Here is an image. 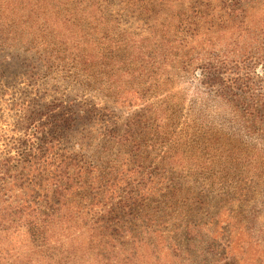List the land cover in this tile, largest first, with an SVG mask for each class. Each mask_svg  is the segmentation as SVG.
Returning a JSON list of instances; mask_svg holds the SVG:
<instances>
[{
  "label": "trees",
  "instance_id": "obj_1",
  "mask_svg": "<svg viewBox=\"0 0 264 264\" xmlns=\"http://www.w3.org/2000/svg\"><path fill=\"white\" fill-rule=\"evenodd\" d=\"M180 1L0 0V264H229L233 244L259 261L257 197L241 212L254 234L239 226L220 249L221 208L250 172L255 131L237 119L236 73L208 77L231 91L226 132L206 126L202 83L172 84L176 62L204 56L183 51L198 29L181 33ZM253 1L198 0L190 11L214 45L232 16L215 20L213 3L231 12Z\"/></svg>",
  "mask_w": 264,
  "mask_h": 264
},
{
  "label": "rangeland",
  "instance_id": "obj_2",
  "mask_svg": "<svg viewBox=\"0 0 264 264\" xmlns=\"http://www.w3.org/2000/svg\"><path fill=\"white\" fill-rule=\"evenodd\" d=\"M197 1L181 0L177 3V9H183L182 12H186L184 18L186 26L180 30L184 36L189 34V30L194 31L198 29L193 38L185 37V42H188L189 45L187 44L188 46L184 47L183 51L189 49V56H196L200 52L204 53V56L203 59L197 60L190 68L188 64L182 65V62H176L174 68L176 71H173L176 74V78L172 84L181 91H188L192 86L197 87L202 83L204 94L200 96V99L204 101L203 106L205 114L208 117L206 126L208 127L212 124L220 132H226L227 126L230 124L228 118H233V116H229L230 111L234 110L228 107L224 99L229 98L231 91L228 88L224 90L222 85L217 87L219 88L217 91L216 87L208 84V77L210 76V72L214 70H217L220 76L226 78H229L228 75L232 74L234 76V73H236L237 77H234L235 82L229 79L227 83L229 86L231 85L230 88L235 94L234 98L240 103V107H242L241 109L238 108L237 119L238 116L241 118L240 126L242 129L246 125L249 129L252 130L253 128L255 131L248 138L252 147L251 150L254 145H257V155L250 166V172L240 176L242 181H236L232 184L234 186V188H231V191L234 193L233 200L227 203L229 205L222 206L221 208V213H223L221 222L227 221L229 223L225 225L228 236L222 240L220 246V249L224 250L228 244H232L233 238L231 239L230 235H234L239 226H242L241 230L250 234V236L254 234V230H245L243 228V225L251 221L246 214L241 213L242 207L251 208L254 206L253 198L255 197L261 201V205H264V95L255 91L256 85L264 87V1L243 2L239 8L231 12L227 11L222 3L214 2L211 6V11L218 13L217 18L214 17L215 20L221 14L232 16L231 18H225L226 27L214 35V45L207 41L206 38L208 37L204 36L205 26H207L208 22L206 23L205 20L195 22L197 17L195 20L192 19L190 6L192 4L195 5ZM208 12L207 10V14ZM126 14L123 13L122 23L124 25H140L138 19ZM180 31L177 30L175 33L179 34ZM175 33L173 35H176ZM203 38L206 40L204 45L200 42ZM2 61H4V58L0 56V63ZM258 73L261 75L260 78H258ZM244 92L248 94L240 98V95L244 94ZM186 111L188 114L194 113L190 102L187 104ZM119 123L121 125L120 121ZM199 130H206L205 132L209 133L206 128ZM261 164L263 168H261ZM257 169L258 172H256ZM253 173H256L255 181L260 179L259 182L254 181L250 183L247 179V176ZM260 173L261 175L259 176ZM244 178L245 180H243ZM237 186L245 187L241 196L236 195L235 189ZM238 191L242 190L239 189ZM251 191L255 192L254 196L250 193ZM246 194L251 196H246ZM262 209L264 210V206H262ZM228 210L233 212V219H226L225 212ZM263 210L258 216L256 231L264 229ZM236 220L237 224L235 223ZM239 223L240 225H238ZM254 236L256 237L257 233ZM255 241L258 242L257 238H255ZM233 247L235 254L239 253V255L229 264H258L259 262L260 264H264V252L261 253L260 248L257 250V260H259L257 262L255 261L256 256L252 250V246L244 251L239 245L233 244ZM205 264H211V261Z\"/></svg>",
  "mask_w": 264,
  "mask_h": 264
}]
</instances>
